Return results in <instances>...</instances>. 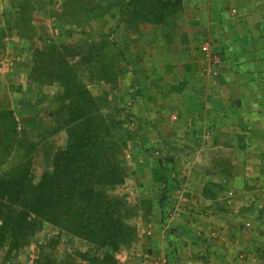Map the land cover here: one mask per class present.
Masks as SVG:
<instances>
[{
	"label": "crops",
	"instance_id": "0c3cea01",
	"mask_svg": "<svg viewBox=\"0 0 264 264\" xmlns=\"http://www.w3.org/2000/svg\"><path fill=\"white\" fill-rule=\"evenodd\" d=\"M8 1L0 0L4 48L27 40L16 34L18 8ZM43 1L42 8L33 6L42 23L30 25L51 28L57 20L44 14L56 13L64 0ZM171 6L174 18L165 9L152 15L145 12L162 9L144 0V23L135 24L144 33L133 50L143 79L121 81L118 65L131 77L139 74L119 56L112 64L116 78L104 85L121 92L136 84L144 91L140 127L124 122L120 111L129 103L120 93L108 105L112 113L101 111L124 132L119 160L126 175L110 194L134 203L138 235L133 248L113 254V264H264V0H176ZM206 40L220 64L202 71L196 48ZM3 47L0 114L8 113L21 131L25 122L46 120L59 101L47 93L38 102L32 94L41 86L22 80L17 54H3ZM84 84L88 92L98 85ZM60 116L63 123L65 111ZM67 140L62 126L41 144L53 154ZM83 243L86 250L73 251L103 257L104 249Z\"/></svg>",
	"mask_w": 264,
	"mask_h": 264
},
{
	"label": "rangeland",
	"instance_id": "374dc122",
	"mask_svg": "<svg viewBox=\"0 0 264 264\" xmlns=\"http://www.w3.org/2000/svg\"><path fill=\"white\" fill-rule=\"evenodd\" d=\"M152 1L158 4V8L162 10L152 9L145 13L156 15L159 12H164L165 9L169 18L175 17L173 6L169 7V5L175 3L176 0ZM8 2V6L18 8L14 16L15 24L18 25L17 28H14L16 34L27 40L22 44L10 43L5 48L0 46L5 52L3 54L12 52L17 54L15 56L16 67L22 72V80L26 84L35 81L41 86L35 94L34 92L32 94L38 102L44 103L47 93H51L54 100L59 101L56 106L50 109L49 116L43 115L42 118L46 120L36 124L25 122L24 130L21 131L17 129L15 121L8 113L0 114V177L11 176L12 169L16 165L22 164L20 167L29 169V179L33 184H36L44 173L52 169L53 156L57 152L50 154V145L41 143H44L48 137H52L56 130L62 126L64 134L68 138L67 128L63 123H60V112L65 111L68 102L61 99L63 89L52 75L53 70H56L63 60L67 61L74 69L80 81L87 82L88 86H92L93 82L96 83L95 85L98 84L97 87L88 90L91 95H96L94 99L101 108L102 114L112 113L113 109L111 111L108 105L114 97L117 100L120 93V97L129 103L120 111V114L124 116V122L134 123L140 127L138 118L143 111L141 106L144 99L143 89L136 84L134 87L127 86L130 91H125V89H121V92L115 91L113 86H110L113 88L112 90L106 89L104 87L107 83L106 80H112L114 76L116 78V75L111 72L112 78H110V72L107 73L105 70L106 73L100 74L99 71L101 66L104 68L110 63L113 64V61L120 56L133 66V72L139 74L137 77L135 75L131 77L130 73L128 74L124 68L118 65L121 81L132 78L134 82H138L139 79H143V76H140L141 70L137 66L136 53L138 51L133 50L135 47L137 48L141 34L144 33V27L135 26L140 22L144 23V0H64L63 4L58 6L56 13L47 11L44 14L45 18L50 17L57 20L54 21L51 28L30 25L32 21L37 24L42 23L40 18L43 15H37L33 6L35 3L38 8H42L43 0H11ZM124 2H127L126 8H124ZM108 7L111 9L109 10ZM128 23L131 24L128 25ZM5 31L6 28L0 31V44L2 37H6ZM52 44L57 46L52 47ZM48 45L49 47H47ZM200 45L198 44L196 49L198 56L200 55V70H202ZM47 49H50V53ZM78 53H84V57L80 58L77 56ZM34 64L38 65L36 67L39 70L36 76L30 73ZM102 76H105V80L99 81ZM60 101H63L62 104ZM48 117H51L52 121H49ZM113 125V132L124 134L120 126ZM17 139L31 141L33 145L23 143L18 145V141L13 145V141ZM40 144L41 146H38ZM129 202L134 205L133 202ZM5 211L6 207L3 206L0 213L3 214ZM132 221V225L137 230L134 220ZM13 242V238H8L0 248V264H31L34 261L36 264L56 263L75 249L76 251L87 249V245L84 246L83 241L79 238L44 221H38L26 236L20 237L17 245ZM135 243L136 241L128 249L133 248ZM100 254L102 255V253ZM133 254L134 252L130 255L132 261H138L139 258ZM79 260L80 258H77V261Z\"/></svg>",
	"mask_w": 264,
	"mask_h": 264
},
{
	"label": "trees",
	"instance_id": "16d2710c",
	"mask_svg": "<svg viewBox=\"0 0 264 264\" xmlns=\"http://www.w3.org/2000/svg\"><path fill=\"white\" fill-rule=\"evenodd\" d=\"M47 51L50 53V49ZM77 56L83 58L84 53ZM36 66L31 75H38ZM105 70L112 78V63L101 66L99 73ZM52 73L63 89L61 99L68 102L63 120L68 130L67 144L55 153L51 171L36 184L29 179V169L20 167L22 164L12 169L11 176L0 177V210L6 207L0 213V248L8 238L17 245L20 237L26 236L38 221H44L105 251L101 259L75 252L46 264H113V254L130 247L137 237L132 225L135 208L124 198L110 194L123 184L126 175L119 160L121 135L113 132L114 121L101 114V108L67 61L63 60ZM17 141L33 145L18 139L13 145Z\"/></svg>",
	"mask_w": 264,
	"mask_h": 264
},
{
	"label": "built area",
	"instance_id": "2783aa9c",
	"mask_svg": "<svg viewBox=\"0 0 264 264\" xmlns=\"http://www.w3.org/2000/svg\"><path fill=\"white\" fill-rule=\"evenodd\" d=\"M199 50L203 62L202 71H208V69L215 68L220 64V58L211 51V43L209 41H203ZM172 120L176 121L177 117L175 115L172 116ZM18 129H20V127H18Z\"/></svg>",
	"mask_w": 264,
	"mask_h": 264
}]
</instances>
